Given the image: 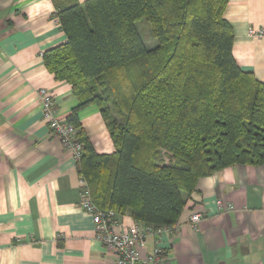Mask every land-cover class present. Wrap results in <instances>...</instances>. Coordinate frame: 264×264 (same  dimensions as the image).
<instances>
[{"label": "trees", "instance_id": "obj_1", "mask_svg": "<svg viewBox=\"0 0 264 264\" xmlns=\"http://www.w3.org/2000/svg\"><path fill=\"white\" fill-rule=\"evenodd\" d=\"M228 1L56 7L66 40L44 51L43 63L78 100L65 119L80 144L77 171L100 209L140 227H172L199 177L264 165V82L236 63ZM88 105L98 107L112 153H96L88 140L78 119Z\"/></svg>", "mask_w": 264, "mask_h": 264}, {"label": "crops", "instance_id": "obj_2", "mask_svg": "<svg viewBox=\"0 0 264 264\" xmlns=\"http://www.w3.org/2000/svg\"><path fill=\"white\" fill-rule=\"evenodd\" d=\"M84 1L0 0V264H116L79 206L76 159L48 128L37 93L49 90L63 119L78 103L42 55L66 40L56 7ZM224 17L236 63L264 82V37L247 34L264 27V0H229ZM78 119L96 153L114 151L96 105ZM193 212L201 213L195 226ZM117 220L116 230L134 224L128 214ZM156 243L168 264H264V165L199 177L175 225L147 237L141 254Z\"/></svg>", "mask_w": 264, "mask_h": 264}, {"label": "built area", "instance_id": "obj_3", "mask_svg": "<svg viewBox=\"0 0 264 264\" xmlns=\"http://www.w3.org/2000/svg\"><path fill=\"white\" fill-rule=\"evenodd\" d=\"M247 34L252 37H264V27H250ZM37 93L42 116L48 128L60 138L62 145L71 150L77 159L80 154V144L74 140V127L66 119L56 115L54 97L49 90L41 87ZM79 206L91 216L97 239L107 252L115 255L116 264H168L167 255L157 243L149 253L141 254V249L147 237L157 236L171 227L153 229L133 224L122 230H116L115 227L118 224L116 214L112 210L105 211L95 205L88 184L83 178H80ZM200 219L201 213L193 212L190 215V224L195 226Z\"/></svg>", "mask_w": 264, "mask_h": 264}, {"label": "rangeland", "instance_id": "obj_4", "mask_svg": "<svg viewBox=\"0 0 264 264\" xmlns=\"http://www.w3.org/2000/svg\"><path fill=\"white\" fill-rule=\"evenodd\" d=\"M137 27H138L139 32H140V34H141L142 36H144V32H145V31H143V30L141 29V27H146L147 30H149V25H148V23H147V21H146L145 18H142V19H140V20L138 21V23H137Z\"/></svg>", "mask_w": 264, "mask_h": 264}]
</instances>
